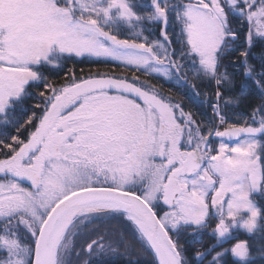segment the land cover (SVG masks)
I'll return each mask as SVG.
<instances>
[{"label": "snow or ice", "instance_id": "6c2138e0", "mask_svg": "<svg viewBox=\"0 0 264 264\" xmlns=\"http://www.w3.org/2000/svg\"><path fill=\"white\" fill-rule=\"evenodd\" d=\"M256 197L264 0H0V264H252Z\"/></svg>", "mask_w": 264, "mask_h": 264}, {"label": "trees", "instance_id": "16d2710c", "mask_svg": "<svg viewBox=\"0 0 264 264\" xmlns=\"http://www.w3.org/2000/svg\"><path fill=\"white\" fill-rule=\"evenodd\" d=\"M142 3L147 4L148 0H141ZM262 50V46H257L254 51L259 54ZM83 69L85 73L88 72H101V73H111L115 71L117 74H123L124 70L123 69H114L112 66V63H99V64H91V63H86V64H81L78 66L77 71L80 69ZM127 75L131 76L132 73L128 72ZM164 91L165 94L168 96H171L173 100H183L184 104L187 107H190L193 111H197L198 109L201 108V99L197 97L189 88L186 86L177 84L175 80L169 83L164 84ZM106 257H109V255H106ZM112 258H107V259H101L100 263L99 261H94L93 264H146V260L140 261V262H127L123 257H120V254H115V256H111ZM259 255H256L254 258L255 260L252 261V264H262L259 260ZM227 264H231V257L228 256L225 258Z\"/></svg>", "mask_w": 264, "mask_h": 264}, {"label": "rangeland", "instance_id": "374dc122", "mask_svg": "<svg viewBox=\"0 0 264 264\" xmlns=\"http://www.w3.org/2000/svg\"><path fill=\"white\" fill-rule=\"evenodd\" d=\"M26 183L27 182H25V184ZM256 199L258 200L259 203L264 204V200H261L259 197H256ZM240 232L244 233L242 230ZM237 235L239 237L243 236V235L238 234V233H237ZM245 236H246V234H245ZM257 239H258V237H257ZM118 253L120 254V257H123L127 262H130V263L144 261V259L146 260V258L142 255V253L140 252L138 247L133 248V249H129L127 252H125V250L121 247L120 251L117 252L116 254H118ZM108 255H109V257L104 256L101 259H107V258L111 259L112 258L111 256H115V254H108ZM256 255H259V252H258L257 248L254 246L253 247V257H255ZM258 258H259L260 262H262V264H264V258H262L260 255ZM100 260L98 263L101 262Z\"/></svg>", "mask_w": 264, "mask_h": 264}, {"label": "flooded vegetation", "instance_id": "af4514ba", "mask_svg": "<svg viewBox=\"0 0 264 264\" xmlns=\"http://www.w3.org/2000/svg\"><path fill=\"white\" fill-rule=\"evenodd\" d=\"M238 234L243 235V236H240V238H241V237H242V238H245V237H246L244 233L238 232ZM230 257H231V256H230ZM231 259H232V257H231ZM253 260H255V258H254Z\"/></svg>", "mask_w": 264, "mask_h": 264}]
</instances>
